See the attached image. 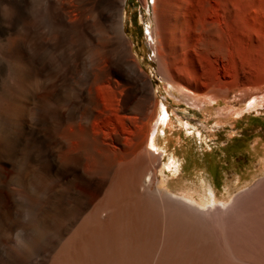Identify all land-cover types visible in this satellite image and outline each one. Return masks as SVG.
<instances>
[{"label":"bare ground","instance_id":"obj_1","mask_svg":"<svg viewBox=\"0 0 264 264\" xmlns=\"http://www.w3.org/2000/svg\"><path fill=\"white\" fill-rule=\"evenodd\" d=\"M127 2L26 0L0 96V264H264V177L225 200L205 177L180 195L160 178L153 132L169 109L126 36ZM189 4L154 0L146 35L164 79L208 105L221 93L199 97L172 70L188 51ZM38 19L63 42L58 71L32 42Z\"/></svg>","mask_w":264,"mask_h":264},{"label":"rangeland","instance_id":"obj_2","mask_svg":"<svg viewBox=\"0 0 264 264\" xmlns=\"http://www.w3.org/2000/svg\"><path fill=\"white\" fill-rule=\"evenodd\" d=\"M0 1L1 96L7 90L9 67L17 58L7 50L6 44L20 33L18 25L26 0ZM148 1L150 6L144 0H128L124 29L135 44L143 70L153 81L160 109L163 103L169 109L160 121V134L158 130L156 134L152 131L157 144V149L156 145L153 149L164 152V172H160V178L175 181L177 185L168 191L180 195L184 184L199 183L205 177L207 185L212 180L218 187L219 200L228 199L230 193L235 196L264 177L260 165V155L264 153V0H190L191 7L186 13L187 57L184 54L182 62H175L176 70H172L175 74L182 72L178 76L188 79L187 86L199 97L211 98L214 93H221L218 102L201 106L194 105L193 98L184 95L179 86L168 82L160 72L155 46L146 35L147 27L156 25L154 0ZM36 22L39 30L32 32L36 51L48 63V70L50 67L58 71L56 64L63 42L52 39L40 19ZM25 53L27 61L33 58L30 52ZM87 62V67L92 65L91 59ZM180 66L187 68L186 71ZM83 69L84 73L88 68ZM41 70L44 71L42 66ZM252 93L262 98V103L255 107L251 106L253 98H248ZM12 95L13 101L17 95ZM172 153L175 161L170 158ZM0 168H6L1 155ZM238 175H242L239 181Z\"/></svg>","mask_w":264,"mask_h":264}]
</instances>
